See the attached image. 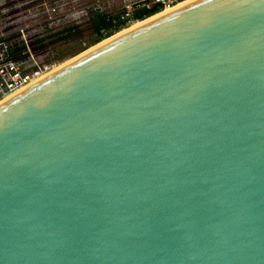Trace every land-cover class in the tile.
I'll list each match as a JSON object with an SVG mask.
<instances>
[{
  "label": "water",
  "instance_id": "water-1",
  "mask_svg": "<svg viewBox=\"0 0 264 264\" xmlns=\"http://www.w3.org/2000/svg\"><path fill=\"white\" fill-rule=\"evenodd\" d=\"M0 264H264V0H190L1 102Z\"/></svg>",
  "mask_w": 264,
  "mask_h": 264
},
{
  "label": "rangeland",
  "instance_id": "rangeland-1",
  "mask_svg": "<svg viewBox=\"0 0 264 264\" xmlns=\"http://www.w3.org/2000/svg\"><path fill=\"white\" fill-rule=\"evenodd\" d=\"M131 1L133 0H0V37L6 38L19 34L8 40L9 44L13 45L15 42L28 40L41 32L37 25L43 22H49V26L58 31L63 30L67 25L78 26L79 32L76 35L55 43L54 46L65 57L62 62L55 63L53 68L55 69L93 46L71 56L90 38L89 16L94 9L117 11ZM137 22H130L128 27ZM41 54L43 53L39 56ZM53 55L54 52H49V56Z\"/></svg>",
  "mask_w": 264,
  "mask_h": 264
},
{
  "label": "trees",
  "instance_id": "trees-1",
  "mask_svg": "<svg viewBox=\"0 0 264 264\" xmlns=\"http://www.w3.org/2000/svg\"><path fill=\"white\" fill-rule=\"evenodd\" d=\"M160 10L161 8L155 5H141L134 7L133 15L131 16V19H129L125 17L124 6L117 11H109L100 8L94 9L89 16V29H91L90 38L87 39L86 44L82 48H80L71 56L76 55L91 45L99 43L103 39L113 35L121 29L128 27L131 21H141L160 12ZM37 26L40 28L41 32L28 38L26 42L20 40L19 43L15 42V44L10 45L8 40H10L12 37H16L19 34H13L12 36L6 38L4 37L3 39L7 41L9 46V53H11L14 59H23L28 55L27 52L24 53V51L27 49V47H29L31 52L34 54L43 53L41 56L46 62H62L65 57L57 50V47L54 45L56 42L76 35L79 32L78 26L67 25L63 30L60 31L51 28L49 26V22H43ZM49 52H54V55L49 56Z\"/></svg>",
  "mask_w": 264,
  "mask_h": 264
},
{
  "label": "built area",
  "instance_id": "built-area-1",
  "mask_svg": "<svg viewBox=\"0 0 264 264\" xmlns=\"http://www.w3.org/2000/svg\"><path fill=\"white\" fill-rule=\"evenodd\" d=\"M178 1L133 0L124 5V14L125 17L131 19L134 7L155 5L162 10L175 5ZM25 52L28 54L25 58L14 59L9 53L7 41L0 37V99L28 86L54 68L55 63L44 61L39 54L31 52L29 47H27Z\"/></svg>",
  "mask_w": 264,
  "mask_h": 264
},
{
  "label": "bare ground",
  "instance_id": "bare-ground-1",
  "mask_svg": "<svg viewBox=\"0 0 264 264\" xmlns=\"http://www.w3.org/2000/svg\"><path fill=\"white\" fill-rule=\"evenodd\" d=\"M188 1H190V0H183V1H181V2L179 1V3H178V2L176 3V5H173V6H171V7L165 8V9H163V11L160 10L161 12H158V14L156 13V14H154V15H152V16H150V17H148V18H146V19H144V20H142V21H138L137 23H134L133 25H131L130 27H128V28H126V29H122V30L116 32L115 34H113V35H111V36H109V37L103 39V40L100 41L99 43H96V44L93 45L92 47H90V48L86 49L85 51L81 52L80 54H78L77 56L73 57V58L70 59L69 61H67V62H65V63H63V64H61V65L58 66L57 68H55V69L49 71V72L46 73V75H44V76L49 75L50 73H52V72H54L55 70L61 68V67L64 66L65 64H67V63H69L70 61L74 60V59L77 58L78 56H80V55H82V54L88 52V51L91 50L92 48H95L96 46H98V45H100V44H102V43H104V42H106V41H108V40L114 38L115 36H118V35H120V34L126 32V31H128V30H130V29H132V28H134V27H136V26H139L140 24H143L144 22H147V21H149V20H151V19H153V18H155V17H157V16H159V15H161V14L167 12V11H170V10H172V9H174V8L180 6V5H182V4H184V3L188 2ZM44 76H42V77H40L39 79L33 81L32 83H30V85L33 84V83H35L36 81L40 80V79L43 78ZM28 86H29V85H28ZM24 88H26V87H24ZM24 88H23V89H24ZM23 89H20L19 91H16V92H14V93H12V94L7 95L6 97L3 98V100L0 101V103L3 102V101H5V100H7V99L10 98L11 96L17 94L18 92H20V91L23 90Z\"/></svg>",
  "mask_w": 264,
  "mask_h": 264
}]
</instances>
